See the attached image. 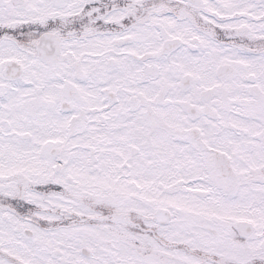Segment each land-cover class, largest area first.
<instances>
[{"label": "snow or ice", "instance_id": "6c2138e0", "mask_svg": "<svg viewBox=\"0 0 264 264\" xmlns=\"http://www.w3.org/2000/svg\"><path fill=\"white\" fill-rule=\"evenodd\" d=\"M0 264H264V0H0Z\"/></svg>", "mask_w": 264, "mask_h": 264}]
</instances>
